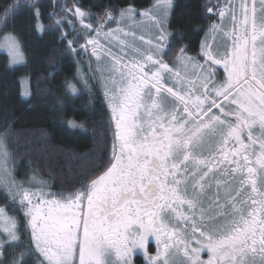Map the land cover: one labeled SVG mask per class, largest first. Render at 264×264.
<instances>
[{"label":"snow or ice","instance_id":"snow-or-ice-1","mask_svg":"<svg viewBox=\"0 0 264 264\" xmlns=\"http://www.w3.org/2000/svg\"><path fill=\"white\" fill-rule=\"evenodd\" d=\"M37 3L17 0L5 11L4 23L19 9H35L39 18ZM229 4L218 9L221 23L209 29L213 40L221 34L225 42L215 49L202 45L211 65L178 58L183 73L164 60L171 35L164 21L172 0H156V13H141L159 29L147 51L137 46L135 31L118 27L103 32L105 23L115 20L111 12L103 20L97 17L96 27L83 25L96 33L84 36L80 47L85 52L92 48L115 123L109 166L71 193L45 191L47 182L36 177L30 181L38 185L35 190L0 178L13 201L18 198L26 209L30 228V243L25 244L16 219L0 207L7 234L0 239V257L9 248L19 250L0 264H133L137 253L148 264H264V0H240L239 17L236 5ZM216 7L208 6L207 12ZM71 11L61 8L62 19L49 15L58 28L64 22L72 26L66 15ZM226 11L231 13L230 30L223 27ZM72 14L82 24L90 15L80 7ZM135 14L131 6L120 10V18L133 23ZM101 34L116 40L124 56L109 49L105 64ZM6 46L14 62L23 59L16 39ZM184 59L203 71H193L195 78H190ZM212 65H222L223 73L218 75ZM68 89L77 92L74 84ZM67 124L83 128L72 120ZM10 135L11 129L0 135V171L5 174ZM152 242L155 255L148 253Z\"/></svg>","mask_w":264,"mask_h":264},{"label":"trees","instance_id":"trees-1","mask_svg":"<svg viewBox=\"0 0 264 264\" xmlns=\"http://www.w3.org/2000/svg\"><path fill=\"white\" fill-rule=\"evenodd\" d=\"M16 2L0 0V40L12 35L23 53L22 63L10 65L7 55L0 51V131L11 129L13 135L8 136V142L19 168L33 169L50 181L52 192L71 193L109 166L115 142L114 122L93 83L90 92L74 83L76 68L84 55L80 47L83 42L77 35L78 17L72 14L75 10L66 14L72 26L64 22L59 28L49 14L56 13L62 19L61 8L71 9L74 5L90 14L83 23L95 26V18L106 12L116 20L120 10L129 6L147 10L156 0H38L39 18L33 14L35 9H19L5 24L4 13ZM218 4L219 0H172L168 20L170 51L165 61H173L181 48L186 49L183 54L197 57L202 37L216 21L215 12H207V7ZM115 20H109L106 27ZM39 25L44 26L43 30ZM65 34L67 39H62ZM69 40L76 42L70 47ZM21 80L28 83L25 99L21 97ZM69 83L77 88L74 96ZM69 120L83 124V128H70ZM9 197L0 190V207L18 218L21 239L30 243L22 217ZM18 251L9 248L6 252L12 257Z\"/></svg>","mask_w":264,"mask_h":264},{"label":"rangeland","instance_id":"rangeland-1","mask_svg":"<svg viewBox=\"0 0 264 264\" xmlns=\"http://www.w3.org/2000/svg\"><path fill=\"white\" fill-rule=\"evenodd\" d=\"M239 3H240V0H231V4L236 5V13H237L238 17H239ZM155 5H156V2L147 10H136V14L134 17V20L136 23H133V21L131 19H121L120 15H119L116 18V20L114 21V23H112L111 25L106 27L107 23L109 22V20H108L107 23H105V25H104L103 32H108L109 29H117L118 27L124 28L125 31H135V33H136V41L135 42H136L137 46L140 47L142 50L147 51L148 49L153 47L154 44L156 43V38L158 36L159 29L152 23V21L149 19V17L143 16V15H141V13H144V12L156 13L157 9L155 8ZM230 7H231V5L229 4V0H219V4L217 5V8L215 10H213L215 12L214 16L216 18V21H214L213 23H216V24L221 23V19L218 15V9L230 8ZM71 9L75 10V6L72 5ZM169 15H170V12H169ZM169 15H168L167 19L164 21V27L166 28L168 33H169V31H168ZM104 17H105V15L100 16L101 20H103ZM95 19H96V24H95V26L93 25V27L97 26V18H95ZM117 21H119V23H117ZM77 23H78L77 24L78 34H79L81 41L83 42L82 45H84L86 43V39L83 37L87 36L88 38H91V37L95 36L96 33L91 32L88 29H85L83 25L89 24V23H85V22L83 24L80 23L79 17L77 18ZM210 26L208 27V30H207V34H208L207 37H206V35L204 37L203 44L205 42L212 44L213 48L215 49L216 47H218L219 45H221L225 42V38L221 34H216L215 40H213L212 34L209 31ZM223 27L225 30H230L232 28L230 11H226V14H225V17L223 20ZM117 35L121 39L124 38L122 33H118ZM141 35L144 36L143 41H141L139 39V37ZM12 39H16V38L13 37L12 35L2 36L1 40H0V51L7 55L10 65H18V64L23 62V59L21 61L14 62L12 55H11L10 48L6 46L10 43V41ZM128 39L131 40V37H129ZM98 40H99V44L101 46L100 54H101L102 59H103L105 64L109 63V61H110V58L106 55V52L109 49L111 50L113 55L124 56V53H121L120 45L118 44V42L116 40H112L110 37L106 39L103 34H101L98 37ZM148 40H152L153 44L149 45L148 43H146V41H148ZM20 50H21V47H20ZM125 51H127V50H125ZM83 54L84 55H83V57L80 58L79 63H78L79 65L77 66L76 71H75L74 83L78 84V86H80L86 92L91 91V83H93L98 88L100 94L102 95L103 99L105 100L106 108L108 110H110V115L112 118V112H111V109L109 107L108 100L105 98L104 82L100 78V74L96 71L98 62L96 60V57L92 55V48L90 45L87 48V52H85L83 50ZM182 57H189V56L187 54L185 55V54L180 53L173 61H171V62L165 61V62L168 63L170 67L175 65V67L181 69V71L183 73L182 66L179 63H177L178 58H182ZM202 57H203V60H201L199 62V64H203L207 68L208 65H211V61H207V58L203 55V51H202ZM124 58L126 61L128 58H130V55L125 56ZM193 61L196 62L197 60L193 58ZM184 63L188 64V72L190 74V78H193V79L195 78L194 76H191V73L193 71H195V72L203 71L202 69H193L192 64H190L187 61V59H184ZM212 70L215 71L218 75L222 74L223 73V66L222 65H212ZM224 76L226 77V74H224ZM171 84H172V81L169 80V86H171ZM21 86H22V90H23V94L21 91V97L23 99H25L23 97V95L25 97L28 96V83H27V81L21 80ZM26 93H27V95H26ZM74 95L75 94H73L72 96H74ZM214 111L218 112V110H216V109ZM114 125H115V123H114ZM3 134H5V133L0 131V135H3ZM245 140H246V138H245ZM6 142H7L8 150L11 153V159L8 162L9 172L7 174H5L2 171H0V178L7 179L9 181L14 180L17 185L22 183L25 188L30 187L32 190H35V188L38 187V185H32V184H30V181H31L32 177H36L38 180H42V181L47 182L48 188H46L45 191H51L52 192L50 181L40 177L33 169L31 170L30 168H27V167L19 168L16 165V161L13 157V153L10 151L8 137H7ZM0 190L3 194H5L6 196H9L7 188H5L3 185L0 186ZM16 190H17L16 187L12 188L13 192H15ZM9 198H10L9 200H11L13 203L14 201L12 199V196H10ZM15 206H16L17 210L19 211V213L22 217L23 224H24V227L26 230V234L30 238V228L27 225V219L28 218L24 215V212L26 211V209H23L19 205L18 198L14 203V207ZM6 213H7V211H6ZM7 214L9 216H12L9 213H7ZM12 217H14L16 219L17 227L19 229L18 218L16 216H12ZM3 227H4L3 223L0 222V239L6 238V235H7L6 233L3 232ZM18 234H20V232ZM155 252H156V247H155L154 242H152V243H150V245L148 247V253L151 255H155ZM201 255H202L203 259H207V253H202ZM0 259L10 260L11 257L8 254V252H6L5 256L0 257ZM133 264H148V262H147V259L143 253H137L133 256Z\"/></svg>","mask_w":264,"mask_h":264},{"label":"flooded vegetation","instance_id":"flooded-vegetation-1","mask_svg":"<svg viewBox=\"0 0 264 264\" xmlns=\"http://www.w3.org/2000/svg\"><path fill=\"white\" fill-rule=\"evenodd\" d=\"M205 35H206V37H207V32L204 34V36L202 37V41H201V44H200V48H199V52H198V55H197V57H195V56H191L190 54H187L189 57H192V58H194V59H196L197 61L196 62H200L201 60H203V57H202V45H203V41H204V37H205ZM110 113V112H109ZM114 131H115V125H114Z\"/></svg>","mask_w":264,"mask_h":264}]
</instances>
